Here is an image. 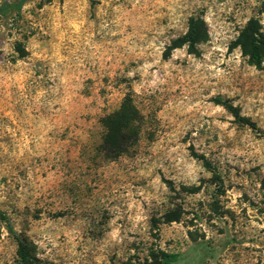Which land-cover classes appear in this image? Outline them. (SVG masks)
<instances>
[{
  "label": "rangeland",
  "instance_id": "rangeland-1",
  "mask_svg": "<svg viewBox=\"0 0 264 264\" xmlns=\"http://www.w3.org/2000/svg\"><path fill=\"white\" fill-rule=\"evenodd\" d=\"M0 0V264H264V0ZM19 12V13H18ZM192 18L195 53L177 46ZM129 96L138 143L101 150ZM253 121L241 125L215 99ZM208 162L210 166L205 165Z\"/></svg>",
  "mask_w": 264,
  "mask_h": 264
},
{
  "label": "trees",
  "instance_id": "trees-1",
  "mask_svg": "<svg viewBox=\"0 0 264 264\" xmlns=\"http://www.w3.org/2000/svg\"><path fill=\"white\" fill-rule=\"evenodd\" d=\"M31 0H16L6 3L2 9L4 13L13 10L20 11L21 8ZM19 13V12H18ZM206 31V24L202 18H192L189 23L188 32L177 40V46H187L189 53H195L197 46L203 40V34ZM236 46L241 47L248 53L254 64L259 65L264 59V36L260 32V24L254 18L250 19L247 25L240 32ZM215 101L224 106L235 118V121L241 125L257 130L256 124L250 119L242 116L237 107L228 100L217 97ZM101 125L104 129L101 150L111 159H116L128 153L139 140L143 116L138 110L131 97L127 96L120 108L115 112L101 119ZM205 165L210 166L208 162ZM0 219L7 222L4 212L0 210ZM9 231L13 235L18 245L19 260L16 264H40L31 250L27 239L16 234L14 229L9 226ZM178 260L176 254H164L163 261L160 264H175Z\"/></svg>",
  "mask_w": 264,
  "mask_h": 264
}]
</instances>
